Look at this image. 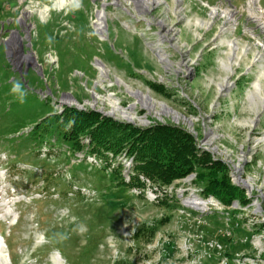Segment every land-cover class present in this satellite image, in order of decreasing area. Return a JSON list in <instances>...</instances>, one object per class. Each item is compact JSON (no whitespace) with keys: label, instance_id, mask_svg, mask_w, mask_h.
<instances>
[{"label":"rangeland","instance_id":"1","mask_svg":"<svg viewBox=\"0 0 264 264\" xmlns=\"http://www.w3.org/2000/svg\"><path fill=\"white\" fill-rule=\"evenodd\" d=\"M157 1L147 16L131 15V9L129 17L119 10L132 7L126 0H72L62 7L59 0H0V153L11 167L7 177L0 167L5 264H264V32L245 11L227 29L219 16L206 24L210 10L201 1ZM202 1L229 11L225 4L233 0ZM235 5L243 9L245 1ZM259 5L264 8V0ZM101 9L107 15L104 37L94 29ZM122 14L140 26L137 35L121 26ZM160 26L176 37L166 51L169 63L156 51ZM159 32L165 34L162 27ZM13 34L19 53L32 55L34 63L14 66L8 55ZM234 43L236 55L226 70L222 63L228 64ZM96 60L106 65L104 76ZM15 81L27 93L23 103L11 94ZM142 96L154 102L156 114L143 108ZM65 97L72 103L62 102ZM161 105L178 121L160 113ZM64 107L138 129H183L198 152L226 168L228 183L246 203L222 205L203 193L197 177L193 185L214 201L204 214L174 197L184 177L165 186L159 203L117 188L121 172L77 161L51 126V116ZM115 107L118 112L108 115Z\"/></svg>","mask_w":264,"mask_h":264},{"label":"trees","instance_id":"2","mask_svg":"<svg viewBox=\"0 0 264 264\" xmlns=\"http://www.w3.org/2000/svg\"><path fill=\"white\" fill-rule=\"evenodd\" d=\"M156 91L160 89L156 87ZM51 120V126L61 132L62 141L70 145L72 153L84 151L106 165L121 155L131 159L135 177L128 184L119 179L117 188L139 186L138 175L159 185H169L195 172L198 182L204 184L205 195L224 206L246 203L242 191L228 183L226 168L212 162L204 152H198L191 136L181 128L157 124L138 129L66 107L60 114L51 116ZM81 139L88 141L86 147L81 145ZM114 175L119 176V169L114 170Z\"/></svg>","mask_w":264,"mask_h":264},{"label":"bare ground","instance_id":"3","mask_svg":"<svg viewBox=\"0 0 264 264\" xmlns=\"http://www.w3.org/2000/svg\"><path fill=\"white\" fill-rule=\"evenodd\" d=\"M67 1H72V0H59L60 7L66 5L65 3ZM126 1L129 2L130 4L132 3V7L131 8H127L125 6V8H119V10H121V13H126L127 15H129V17H131L130 16V12H131L130 10L131 9H133V11L134 10L136 11V12L134 11L136 13V15H135V13H132L131 15H134V16H137V17H141L143 15H146L147 16V14H148L147 10H150L151 7L153 8V7H155V6H157L159 4V2L157 0H126ZM193 1H201L200 4L203 7L208 8L210 10L209 11V16H208L209 17V20H208V23H206V24H208V26L218 16L220 18H223L224 19V23L227 24L226 25L227 26V29H229L232 26L235 27L237 25L235 22H237L239 18L237 16H235L232 13V11H228V10L221 11V10L217 9L216 7H209L208 6L209 4L207 3L208 4L207 5L206 3H202L203 2L202 0H193ZM234 1L235 0H233L232 3ZM177 2H179V1H177ZM248 4L255 7V9L252 10V17H255V18H264V13L262 11L264 9H262L260 7L262 9L261 10L259 8V6H260L259 5V0L258 1L257 0H250V1H248ZM112 5L114 7V4H112ZM26 14H28V13H26ZM26 16H28V15H24V17H26ZM124 16H126V15L122 14L121 17H120V19H119L120 24H121V26L123 28H131V30L134 32L135 31L134 28L138 29L140 27L139 25H135L133 22H131V19L130 18H128L127 20H125L124 19ZM106 17H107V15L105 14V11L103 9H101L100 11H96L95 21H94V29H95V31H97V34H99L102 37H104V35H106ZM139 20H143L144 23H147L148 22L145 19V17H142ZM136 21H138V20H136ZM159 22L162 23V21H159ZM200 24L203 25V23H201V22H200ZM238 26H239V24H238ZM157 27H159V26H157ZM161 27H162L163 33H165L164 35H160L161 33L159 32V30H160ZM237 27H236V29H237ZM160 28L158 29V32H157V35L160 36V42L157 44L156 51H158V54L161 55V58H159V59L162 62L169 63L170 60L168 61L167 58H166V57H168L167 55H169V54H166V51H167L168 46H173V44L171 42H172V39H176V37H175V34L173 33L174 30L169 29L167 31L166 28L163 27V26H160ZM233 34H235V31H234ZM135 35H137V34L135 33ZM144 35H145L144 32H142L140 34V36H144ZM155 36H156V34H155ZM217 36H225V35H217ZM16 37H17L16 35H14V34L12 35L11 42H12L13 46L9 49V52H8V55L12 58V61H13L14 66L17 67V68H19L24 63H34V57L32 55H30V54H28V55H22V54L19 53V51L17 49L18 48V42L16 40V39H18V37L17 38ZM7 41H9V40H7ZM162 43H165V45L163 47L161 46ZM230 47H231V55H229L228 58H227L228 64L222 63L223 68L226 69V70H229V68H230V66H229L230 62L234 61V57L236 55V51H237V47L238 46L234 43L233 45H230ZM160 49H162V50H160ZM160 51H162V52H160ZM96 63H97L96 65L98 67V70L101 72L100 75L101 76H104L105 74H107L108 71L104 67L106 65L105 64L103 65L101 63V61L99 62L98 60H96ZM191 72H193V74H194L193 69H192ZM121 84L123 85V82H121ZM222 87H224V85ZM259 87L260 86L258 85L257 90H259ZM127 90H129V89L127 88ZM134 95L136 96L137 99L140 96V94H138V93H136V94L134 93ZM62 102H65L66 104L67 103L68 104H71L72 103V100L69 97H65L62 100ZM141 105L143 106V108L146 111L154 112L156 114V111H154V102L152 100H150L149 97H147V96H144L143 97L142 96ZM117 110H118V107H115L111 111V114H108V115L113 116V114H115L116 112H118ZM159 112L160 113H164V114L167 113L169 115H172L173 118L175 120H177V121L180 118V116L177 113H175L174 111H172L170 108L165 107V105H161L160 106V111ZM125 118L126 119H129V120H132L129 117H125ZM81 144L82 145H86V144H88V141L86 139H83L81 141ZM205 146H208V145H205ZM198 148L200 150H202V151L204 150L201 146H198ZM80 155L83 156V157L81 158ZM76 157L80 161H87L89 163L96 164L98 167H101L102 166L106 170L108 169V171H110V172L112 170L119 169V174L121 172L122 176L124 177V180L123 181L126 184H128L132 180V178L135 177V173L131 169V162H132L131 159H126L122 155L120 156L121 162H119V167H118L117 161H114L113 162L112 160H110V162L108 163V165L106 167L105 164L102 163L103 161H101L100 159H97L94 156L85 155V154H83L81 152L77 153L76 154ZM234 170L239 172L238 167H235ZM138 179L147 188L145 190L144 189L142 190V189H139L141 186H130V193H131V190H132L134 193L136 192L137 195L143 194V197L148 202H157V201L160 200L161 197H163V196L166 195V192H165L166 188H165V186H167V185H164V186H155L154 185L153 186L151 184V182L148 179L142 177V175H138ZM195 181H196V175L195 174H189V175L185 176L183 180H181L180 182H177L178 185L175 186V188L172 190V193H173L174 197L178 201H180L183 206L188 207L189 209H191L193 211H197L200 214H204V213H207L208 211H210V207L211 206H207V205H212V203L214 201H213L212 198L204 199L202 197L201 190L198 189V188H196L193 185V183ZM239 183H241V182H239ZM241 185H243L247 189L249 188V185L246 182L241 183ZM151 186H153V187H151ZM170 190H171V188L169 189V191ZM169 202H175V201H169ZM157 203H159V202H157ZM0 264H5V261L3 259V253H2V246H1V244H0Z\"/></svg>","mask_w":264,"mask_h":264},{"label":"built area","instance_id":"4","mask_svg":"<svg viewBox=\"0 0 264 264\" xmlns=\"http://www.w3.org/2000/svg\"><path fill=\"white\" fill-rule=\"evenodd\" d=\"M237 0H235L233 3H228L225 4L227 6V9H229V11H232V13L237 16L239 19L242 17L243 12L245 11L247 19L249 21V23H251L254 27H256L257 29H259L261 32H264V18H255L252 17V10L255 9L254 6L248 5L246 4V0L245 1V8L241 9L239 6L241 5H235V2ZM204 2V1H203ZM207 3V2H204ZM224 4H221L219 6H223ZM217 6V5H215ZM207 206H212L214 207V205H207Z\"/></svg>","mask_w":264,"mask_h":264},{"label":"clouds","instance_id":"5","mask_svg":"<svg viewBox=\"0 0 264 264\" xmlns=\"http://www.w3.org/2000/svg\"><path fill=\"white\" fill-rule=\"evenodd\" d=\"M10 91H11V94L15 95L21 103L24 102V99L27 93L24 90L23 84L20 81L13 82L12 88Z\"/></svg>","mask_w":264,"mask_h":264}]
</instances>
